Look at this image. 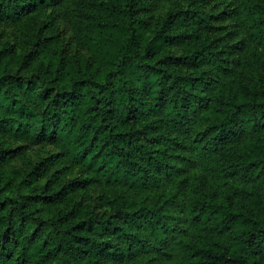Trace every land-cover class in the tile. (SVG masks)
<instances>
[{
  "label": "trees",
  "instance_id": "trees-1",
  "mask_svg": "<svg viewBox=\"0 0 264 264\" xmlns=\"http://www.w3.org/2000/svg\"><path fill=\"white\" fill-rule=\"evenodd\" d=\"M0 264H264V0H0Z\"/></svg>",
  "mask_w": 264,
  "mask_h": 264
},
{
  "label": "rangeland",
  "instance_id": "rangeland-1",
  "mask_svg": "<svg viewBox=\"0 0 264 264\" xmlns=\"http://www.w3.org/2000/svg\"><path fill=\"white\" fill-rule=\"evenodd\" d=\"M164 11V12H161ZM160 14H164L166 12V8H163L161 10ZM55 152L54 148L50 145H33L26 149V153L28 158H30L33 161H38L41 158L47 157L48 155ZM14 165L16 167L21 166V161L19 159L14 160Z\"/></svg>",
  "mask_w": 264,
  "mask_h": 264
}]
</instances>
